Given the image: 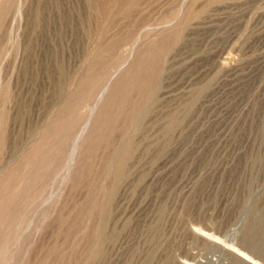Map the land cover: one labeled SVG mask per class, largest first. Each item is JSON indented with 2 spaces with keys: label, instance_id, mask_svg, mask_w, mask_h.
Returning a JSON list of instances; mask_svg holds the SVG:
<instances>
[{
  "label": "rangeland",
  "instance_id": "374dc122",
  "mask_svg": "<svg viewBox=\"0 0 264 264\" xmlns=\"http://www.w3.org/2000/svg\"><path fill=\"white\" fill-rule=\"evenodd\" d=\"M250 258L264 0H0V264Z\"/></svg>",
  "mask_w": 264,
  "mask_h": 264
},
{
  "label": "bare ground",
  "instance_id": "6f19581e",
  "mask_svg": "<svg viewBox=\"0 0 264 264\" xmlns=\"http://www.w3.org/2000/svg\"><path fill=\"white\" fill-rule=\"evenodd\" d=\"M59 7V6H58ZM39 24H40V22H39ZM41 26V25H40ZM45 27V26H44ZM165 30V29H164ZM164 32V31H163ZM60 33V32H59ZM38 67V66H37ZM26 71V70H25ZM29 71V70H28ZM115 73V72H114ZM63 76V75H62ZM65 76V75H64ZM62 79H63V77H62ZM63 82V81H62ZM59 83V82H58ZM132 83H134V82H132ZM33 85V84H32ZM157 85V84H156ZM156 85H154L155 87H156ZM56 87H58V86H56ZM149 87L151 88V86L149 85ZM105 89H106V86H104V88L102 89V93L105 91ZM156 89V88H155ZM60 90V89H59ZM57 92V91H56ZM101 93V94H102ZM102 96V95H101ZM101 98V97H100ZM98 99V98H97ZM15 100V99H14ZM20 100H22V99H20ZM26 102V101H25ZM21 103V102H20ZM17 104V103H16ZM22 104H24L23 102H22ZM27 104V103H26ZM134 111V110H133ZM174 118V117H173ZM179 121V120H178ZM132 122V121H131ZM87 124H88V121H87ZM177 124V123H176ZM173 125V124H172ZM171 127V126H170ZM175 128V127H174ZM173 128V129H174ZM131 129V128H130ZM84 132L86 131L85 129L83 130ZM81 134H83V132L82 131H80L77 135H76V137L74 138V143L72 144L73 145V147H72V151H71V153H70V156H69V158H68V160L66 161L67 163L65 164V168L64 169H68V167L71 165V160H72V156H73V154H74V152L77 150V146H78V142H79V140H80V138L82 137L81 136ZM168 135V134H167ZM126 146H127V144H126ZM7 147V146H6ZM163 149V148H162ZM169 150V149H168ZM127 157H129V156H127ZM121 161H122V157H121ZM111 162V161H110ZM126 163V162H125ZM117 164H118V162H117ZM120 164V163H119ZM253 165V164H252ZM115 166V165H114ZM124 164L122 165V164H120L117 168H116V170L114 169V176H115V179H116V181H115V183H114V185L111 187V189H110V191H109V195L110 196H112L113 194H114V192H115V189H117V186H118V184H119V182L123 179V177L127 174H125V172H124ZM127 169V168H126ZM67 172V171H66ZM65 174V173H64ZM111 174V173H110ZM62 178H63V176H62ZM66 178V177H65ZM134 182V181H133ZM121 185V184H120ZM120 185L118 186V187H120ZM140 188V187H139ZM119 189V188H118ZM106 204V203H105ZM102 216H103V218H106V216H107V211H103V213H102ZM197 227V226H196ZM159 228H161V227H159ZM160 230H158V229H156V231H155V233L157 232L159 235H160V232H159ZM194 232L195 233H197V232H199L200 233V229L199 228H197V229H194ZM198 234V233H197ZM206 235V236H212L211 234H209V233H207L206 231H202V235ZM103 237H105V236H103ZM110 240V239H109ZM243 255V254H242ZM247 257V256H246ZM95 259V258H94ZM250 260V262L252 263V264H260V263H258V262H256L254 259H252V258H250L249 259ZM189 263V262H188Z\"/></svg>",
  "mask_w": 264,
  "mask_h": 264
}]
</instances>
